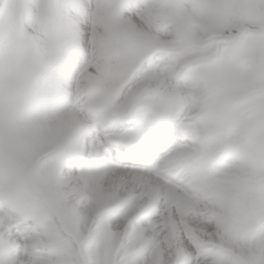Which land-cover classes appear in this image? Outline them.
<instances>
[{
  "label": "snow or ice",
  "instance_id": "snow-or-ice-1",
  "mask_svg": "<svg viewBox=\"0 0 264 264\" xmlns=\"http://www.w3.org/2000/svg\"><path fill=\"white\" fill-rule=\"evenodd\" d=\"M0 264H264V0H0Z\"/></svg>",
  "mask_w": 264,
  "mask_h": 264
}]
</instances>
